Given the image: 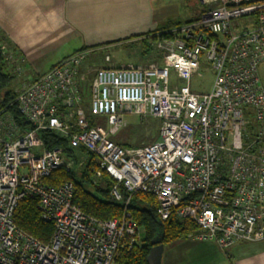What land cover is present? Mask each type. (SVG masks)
<instances>
[{"label": "built area", "instance_id": "built-area-1", "mask_svg": "<svg viewBox=\"0 0 264 264\" xmlns=\"http://www.w3.org/2000/svg\"><path fill=\"white\" fill-rule=\"evenodd\" d=\"M198 2L207 8L200 19L158 34L153 45L163 64L80 72L87 55L79 51L17 90L14 103L32 130L22 132L8 109L0 110V264H117L124 249L140 243L141 228L128 212L135 193L156 199L162 222L189 220L200 239L222 249L264 241V0ZM251 17L248 29L234 31V21ZM202 57L214 73L207 94L192 90ZM128 115L160 122L159 138L136 148L110 140ZM99 116L107 118L106 132L95 127ZM43 131L95 157L93 172L113 180L110 198L124 206L122 218L84 213L71 181L44 182L75 161L62 148L47 149ZM26 197L53 226L47 243L14 221Z\"/></svg>", "mask_w": 264, "mask_h": 264}, {"label": "crops", "instance_id": "crops-1", "mask_svg": "<svg viewBox=\"0 0 264 264\" xmlns=\"http://www.w3.org/2000/svg\"><path fill=\"white\" fill-rule=\"evenodd\" d=\"M194 1L201 5L198 0ZM192 2L0 0V43L6 56H12L8 60L12 69L15 71L18 66L32 78L20 80L19 89L84 49L88 51L80 72L94 67L85 64L93 52L111 47L131 45L144 60L141 57L144 40L149 45L147 39L167 31L164 27L169 23L194 22L202 17L204 11L201 15H192ZM186 14L188 18L181 19ZM150 46L156 50L152 43ZM156 51L161 58L147 56L150 62L144 63L163 64V54ZM139 64H113L111 57L106 56L105 64L100 67L142 66ZM163 264H264V241L241 242L222 249L213 241L200 239L197 232L165 250Z\"/></svg>", "mask_w": 264, "mask_h": 264}, {"label": "trees", "instance_id": "trees-1", "mask_svg": "<svg viewBox=\"0 0 264 264\" xmlns=\"http://www.w3.org/2000/svg\"><path fill=\"white\" fill-rule=\"evenodd\" d=\"M188 23L191 22L169 23L164 27V30L169 31ZM156 36L158 38V34L154 35V37ZM143 43L144 51H142L141 57L144 60H148L147 56L152 59V55H156L158 59L161 58V55L148 45L146 40ZM16 77L14 69L8 63L6 54L0 50V110L7 108L20 130L28 132L32 130V126L22 117L14 103L17 98V89L20 86L18 83L13 87ZM82 94L87 106L90 99L87 87L83 88ZM40 136L47 149L62 148L65 155L75 161L74 168L70 172L65 169L55 170L51 176L44 180L47 185L58 186L71 181L75 187L74 203L84 213L100 220L123 217L124 206L110 198V189L114 182L107 174H102L101 177L95 176L93 169L97 166V161L91 153L84 148H72L69 139L57 132L43 131ZM81 158L86 161L80 163ZM78 167L82 168L79 175L75 173ZM157 208L156 199L151 195L135 193L131 197L128 212L133 222L144 230V237L142 241L140 240L139 245H136L131 251L124 249L117 264H148L147 256L153 246L163 244L166 249L168 245L175 244L187 238L189 234L198 232L197 226L189 220L172 218L162 222L157 215ZM14 221L19 229L43 243H47L52 236L53 226L42 219L36 199L26 197L21 200L16 208Z\"/></svg>", "mask_w": 264, "mask_h": 264}, {"label": "rangeland", "instance_id": "rangeland-1", "mask_svg": "<svg viewBox=\"0 0 264 264\" xmlns=\"http://www.w3.org/2000/svg\"><path fill=\"white\" fill-rule=\"evenodd\" d=\"M192 7L191 9L193 10L192 15H201V13L207 8L202 7L201 5L197 4L194 0L191 3ZM185 15V14H183ZM187 17L184 16V18L181 19H187ZM190 17V16H189ZM253 21V18H240L236 21L233 22V29L235 32H237V26L241 25L243 29H248L249 27L246 28L247 25H249ZM157 39L156 37H151L148 38L147 40L150 42V44H155V41ZM149 44V45H150ZM110 56L112 59L113 64H121V63H126V64H131V65H137L141 64L146 65L144 62H150L149 60H142L141 58L138 57L136 53V47L130 46H119V47H111L106 50H96L95 52L92 53V55L88 58L85 64L88 65H93L94 67H100L105 64V57ZM139 64V65H140ZM258 74L261 80V83L264 85V62L261 63L258 67ZM29 74H26L24 72V69H22V72L18 74V76L14 80L13 87L18 85L20 80H25V79H32ZM173 78V74H172ZM213 81H214V73L208 67V65L205 63L204 58H201L198 70L192 80V90L195 93L198 94H207L211 91L212 86H213ZM126 126L116 135V136H111L110 140L113 142L124 145L127 147H144L146 145H150L153 143V141L158 139L159 134H160V122L154 120V119H147V120H141L140 117L138 116H126ZM94 124L96 129L99 132H106L109 128L108 121L106 117H94ZM154 141V142H155ZM86 159L81 158L80 163L85 162ZM82 168L78 167L75 170V173L79 175L81 172ZM94 179V178H93ZM197 232L191 233L187 236V238H190L194 236ZM144 237V230L140 229V240L142 241ZM173 245V244H172ZM168 245L166 247V251L172 246Z\"/></svg>", "mask_w": 264, "mask_h": 264}, {"label": "water", "instance_id": "water-1", "mask_svg": "<svg viewBox=\"0 0 264 264\" xmlns=\"http://www.w3.org/2000/svg\"><path fill=\"white\" fill-rule=\"evenodd\" d=\"M165 252V247L163 244H158L153 246L147 256L148 264H163V256Z\"/></svg>", "mask_w": 264, "mask_h": 264}]
</instances>
